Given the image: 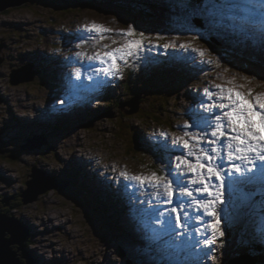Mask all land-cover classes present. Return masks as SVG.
<instances>
[{
  "label": "rangeland",
  "instance_id": "1",
  "mask_svg": "<svg viewBox=\"0 0 264 264\" xmlns=\"http://www.w3.org/2000/svg\"><path fill=\"white\" fill-rule=\"evenodd\" d=\"M63 1L27 0L0 11V145L6 150L0 152V199L11 197L10 205L1 203V210L10 208L11 214L32 232L28 250L36 264H193L195 260L198 264H234L235 257L250 249L254 254L253 247L261 241L264 244V190L259 191L260 181L253 193L247 191L246 195L229 185L224 205L227 215L222 219L230 217L232 222L227 225L223 241L213 246L214 255L196 252L195 259L191 253L195 242L189 245L187 235L179 240L168 235L151 239V229L159 227L153 223L156 214L174 205L156 204L153 189L147 185L141 188L119 174L165 175L167 156L171 155L174 162L179 149L183 154L187 151L172 145L177 152L166 153L161 145L182 136L184 125L193 122L191 110L198 105L191 90L195 89L202 98L205 86L193 85L211 72L199 71L195 79V71L204 67L212 70L215 65L201 64L198 54L186 52L179 45L188 43L193 48L209 50L212 55L207 59L213 61L220 56L225 66L216 67L208 77L218 84L230 87L227 81L242 73L254 79L248 83L237 78V85H246L240 91L250 88L254 94H264V54L259 47L242 43L243 37L231 22L214 25L196 15L195 6L203 0ZM92 24L113 32L105 33L108 38L101 39L100 33L85 29V25ZM129 25L152 37L151 42L138 55L128 57L126 63L119 62L122 78L112 77L113 82L107 86H88L84 80L102 66L83 62H89L96 52L126 42L128 38L121 40L119 33ZM113 36L117 44L112 43ZM165 44L176 45L166 48L167 57L158 49ZM33 48L39 51L31 52ZM77 52L81 55L77 56ZM70 54L73 63L62 62ZM152 59L155 63L149 64ZM28 63H35L29 70H40L37 78L13 82V70ZM65 64L73 67L72 74L75 68H89L85 70L87 75L82 74V84L69 76ZM181 69L188 73L184 79ZM17 74L15 79L21 80L22 75ZM102 79L108 82V78ZM84 88L90 96L88 105L84 102ZM58 92L63 100L65 93L71 98L72 94L76 96L68 101L70 104L43 110L45 101L61 100ZM104 95L109 99H102ZM112 100L120 102L111 106ZM81 102L85 107L80 112ZM36 110H40L39 114ZM134 136L153 142L156 149L145 144L137 151ZM189 159L195 162L194 157ZM34 167L46 177L51 174L66 184L61 185L63 189L32 184L30 194L38 198L21 203ZM187 210L193 217L202 214V210L197 212L192 207ZM205 220L211 218L205 216ZM195 223L198 222H192L188 232L201 227ZM128 243L134 247H128ZM259 256L264 257V251Z\"/></svg>",
  "mask_w": 264,
  "mask_h": 264
},
{
  "label": "snow or ice",
  "instance_id": "2",
  "mask_svg": "<svg viewBox=\"0 0 264 264\" xmlns=\"http://www.w3.org/2000/svg\"><path fill=\"white\" fill-rule=\"evenodd\" d=\"M195 7V14L204 17L211 24L220 25L225 20L231 22L243 37L242 43L251 42L264 54V0H203L202 4ZM85 29L89 33H100L101 39L108 38L105 33L113 32L111 28L96 24L85 25ZM119 38L128 39L118 47L96 52L89 58L102 65L96 70L101 77L122 78V65L119 62L126 63L128 57L138 55L139 50L152 40V37L144 31H138L134 25L121 30ZM111 39L113 44H117L115 36ZM109 47L104 45L105 49ZM163 47L174 48L176 45L165 44ZM179 47L186 52L198 54L201 64L214 63L217 68L225 66L220 56H216L214 61L207 59L212 55L209 50L193 48L188 43ZM80 55L77 53V56ZM193 60L195 62V58ZM226 71L232 69L226 68ZM80 77L81 70L76 69L75 78L79 80ZM237 78L248 83L254 79L237 73L227 81L230 87L215 84L203 88V98L191 110L194 114L193 122L184 125L182 136L173 137L170 144L162 145V150L166 153L174 151L172 145L187 150L184 154L175 155L174 162L171 155L167 156L169 163L164 166L165 175H157L156 172L149 176H129L126 172L119 174L136 182L141 188L145 185L152 188L157 204L174 205L167 212L159 211L156 214L153 223L159 227L151 229L153 241L162 235L177 240L186 235L190 237L188 228L196 221L202 227L195 228L199 238L193 246H202L200 251L207 256L218 241L222 242L227 225L232 222L230 217L227 221L222 219L223 215H227L224 205L229 185L234 189L242 186L254 188L259 180L264 189V94H254L250 88L246 92L240 91L246 85H237ZM97 83L102 85L106 81L101 79ZM59 103L64 104L65 100L61 99ZM160 135L167 137L166 133ZM189 157H194L195 162ZM185 170L194 174V177L188 179ZM189 207L197 212L202 210V214L193 217L187 210ZM261 207L264 210V204ZM205 216L211 220L206 221Z\"/></svg>",
  "mask_w": 264,
  "mask_h": 264
},
{
  "label": "water",
  "instance_id": "3",
  "mask_svg": "<svg viewBox=\"0 0 264 264\" xmlns=\"http://www.w3.org/2000/svg\"><path fill=\"white\" fill-rule=\"evenodd\" d=\"M26 1L27 0H0V11L5 10V8L7 7L20 5ZM27 66L29 65H24L22 67H19L18 69L13 70V82L16 83L19 81H31L35 78L37 71L29 70L30 68H27ZM17 73H19L20 76L22 75L21 80L17 81L15 79V77L18 75ZM0 100L2 101L1 96ZM0 152L4 153V151L1 149V145ZM31 177L32 180L30 182L28 181L27 184L28 189H26L25 192L22 193L23 200L25 203L34 201L38 198L37 194H30V186L32 184H36L41 188L46 186L45 184H47V188H59L61 187V185L64 186L63 184L59 183L54 176L47 175L46 177V175H43L42 171L37 167H34V173ZM9 201V198H4L1 200L4 205H10ZM4 213L0 210V264H32V262L36 264V259L34 258V256H32V254L26 247V240L27 237L30 235L29 229H25V226H23L14 216L9 215L8 212ZM14 218L16 219V221L12 222ZM19 224L20 227H18ZM14 245H17L18 249L15 250L13 248ZM23 258H25L26 261H24ZM245 258L246 264H254V260L250 257L249 254H244L240 256L238 259L240 260V263H238L237 260L234 259V264H245ZM247 258H249L253 263H250Z\"/></svg>",
  "mask_w": 264,
  "mask_h": 264
},
{
  "label": "bare ground",
  "instance_id": "4",
  "mask_svg": "<svg viewBox=\"0 0 264 264\" xmlns=\"http://www.w3.org/2000/svg\"><path fill=\"white\" fill-rule=\"evenodd\" d=\"M186 2V1H185ZM153 4V3H152ZM158 4V3H157ZM190 4V3H189ZM15 6V5H14ZM16 6H18V5H16ZM188 7V6H187ZM7 8H9V7H7ZM7 8H5V9H7ZM25 26V25H24ZM123 42V41H122ZM27 44H29V43H27ZM222 45H225V44H222ZM25 46V45H24ZM74 47V46H73ZM35 49L37 50V52L39 51V48H33V49H31V52H34L35 51ZM30 51V50H29ZM67 52H69V49H67V51H66V53ZM74 53H76V52H74ZM78 53V52H77ZM61 57V56H60ZM83 57V56H82ZM55 58V57H54ZM79 58V57H78ZM159 58V57H158ZM67 59L70 61V62H67ZM74 58L72 57V55L70 54L69 55V57L67 58V57H65V59L62 61V62H66V63H73L72 61H74L73 60ZM84 61V60H83ZM82 61V62H83ZM90 65H89V64ZM83 64L84 65H87V66H93V67H96V66H98V65H100V63H99V61H94V60H90L89 62L87 61V60H85L84 62H83ZM66 65V71H69L68 72V74H69V76H71V77H73V78H75V73L74 74H72L71 73V71H70V69L71 68H73V67H71V65H69V64H65ZM65 65H63V66H65ZM87 66H85V67H81L80 69H81V77H80V79L78 80V82L80 83V84H82V82H87V84H88V86H96V84H98L97 82L99 81V80H101L102 79V77L101 76H99V74H98V72L96 73V74H92L91 76H89L86 80H82V79H85V76L84 77H82V74H86L87 75V73H86V68H88ZM102 66V65H101ZM179 67V66H178ZM27 68H30V69H32V66H27ZM216 67L214 66V68L211 70V68H207V69H205V67L204 68H200L199 70H197V71H195V79L199 76V74L200 73H202V72H204L205 73V71H211L209 74H208V76H206L205 75V77H203L202 79H196V84L195 85H193V87H199V86H201V85H204L205 87H212L213 85H215V84H218L217 83V81L215 80V79H210V78H208L212 73H214L213 71H214V69H215ZM89 69V68H88ZM93 69V68H92ZM179 69V68H178ZM72 70V69H71ZM75 70H76V68H75ZM199 71H201L200 73H199ZM76 72V71H75ZM180 74H182L181 75V78L182 79H184L187 75H188V73H183V71H182V69H181V73ZM207 74V73H206ZM108 78V82H106V83H104V84H102V85H98V86H103V85H109V84H111V82H113V79H112V77H107ZM210 79V80H209ZM32 81V80H31ZM65 83H66V81H65ZM191 87V86H190ZM84 91H85V95H87V96H85V98H84V102H85V104L86 105H88L89 104V92H87L86 91V88H84L83 89ZM92 90V89H91ZM191 90V89H190ZM199 90V89H198ZM86 92H87V94H86ZM96 93V92H95ZM74 95V96H73ZM191 95H193L195 98H194V100L196 101V102H198L199 100H201L202 98H200V96H199V93L197 92V91H195V89L194 90H191ZM61 97V93L60 92H58V97ZM72 98L71 97H69V94H67V93H65V97H64V99H65V103L64 104H70V102H68L70 99H74L75 98V94H72ZM55 98H57V97H55ZM88 99V100H87ZM83 102V101H82ZM82 102L80 103V105H82V106H79L80 107V109H79V111L81 112L82 110H83V107H85L83 104H82ZM62 104H60L59 103V101H56V102H54V103H46V106L44 105L43 106V110H51V109H55V107L57 106V107H59V106H61ZM108 105V104H107ZM78 107V108H79ZM193 108H194V106H193ZM22 110H24V111H26V112H28L27 110H25V109H22ZM32 111V113H33V109L31 110ZM39 112H40V110H36V114H39ZM82 114H84L83 112H82ZM34 118V117H33ZM24 119H26V120H31V122H33V121H35V120H33L31 117H25ZM37 124H40V122H38ZM175 147V146H174ZM173 148V147H172ZM174 151H176L177 152V150H174ZM179 152L177 153V154H183V152H182V150H178ZM173 154H175V153H173ZM162 157V156H161ZM175 158V157H174ZM167 160V159H166ZM167 162V161H166ZM169 162V161H168ZM166 164V163H165ZM174 166V165H173ZM185 175H194V174H192V173H190V172H187L186 170H185ZM187 177V176H186ZM4 178V177H3ZM259 182V180L257 181V183ZM152 189V188H151ZM137 191V190H136ZM151 200H154L153 199V197L151 198ZM157 204V203H156ZM163 203H160L159 205H162ZM170 209V207L168 206L167 207V210H169ZM111 210H113V207L111 208ZM114 212H116V210H114ZM4 213V212H3ZM90 213V212H89ZM5 214V213H4ZM14 221H16V219L14 218L13 220H12V222H14ZM194 222V221H193ZM23 226H26L25 224H23V223H21ZM196 224H198V223H195V225ZM199 226V225H198ZM18 227H20V224L18 225ZM26 227H28V226H26ZM130 243H128L127 244V246L128 247H130V245L131 246H133L132 244H130ZM134 247V246H133ZM33 256V255H32ZM35 258V257H34ZM36 259V258H35ZM234 259H236L237 260V262L238 263H240V260H238L239 259V257H235ZM175 264H176V262H174Z\"/></svg>",
  "mask_w": 264,
  "mask_h": 264
},
{
  "label": "trees",
  "instance_id": "5",
  "mask_svg": "<svg viewBox=\"0 0 264 264\" xmlns=\"http://www.w3.org/2000/svg\"><path fill=\"white\" fill-rule=\"evenodd\" d=\"M57 1H63V0H57ZM64 1H67L68 3L70 2V1H68V0H64ZM63 1V2H64ZM157 59H159V58H157ZM160 60V59H159ZM149 62V64H153V63H155V60L154 59H152V60H149L148 61ZM126 83H124V87L126 88ZM129 87H130V85H129ZM108 98V97H107ZM114 102V103H113ZM112 103H111V106H114L115 104H116V102H118L119 103V101H117V100H115V101H113ZM110 103V102H109ZM144 115H146V113L144 114ZM122 117H124V116H122ZM143 118L145 119V117L143 116ZM136 139V138H135ZM137 150V149H136ZM138 151V150H137ZM22 199L23 198H20V200H21V203L23 202L22 201ZM13 206H16V204L15 205H13ZM10 209V208H9ZM8 209V211L7 212H10V215L12 216V214H11V210H9ZM6 210H4V212H5ZM27 241V248H28V246H29V243H30V240L29 239H27L26 240ZM261 250L263 251L264 250V248L263 247H261ZM254 253V256H255V258H254V260H255V262L257 263V264H264V257H258V253L255 251V252H253ZM257 254V255H256Z\"/></svg>",
  "mask_w": 264,
  "mask_h": 264
},
{
  "label": "clouds",
  "instance_id": "6",
  "mask_svg": "<svg viewBox=\"0 0 264 264\" xmlns=\"http://www.w3.org/2000/svg\"><path fill=\"white\" fill-rule=\"evenodd\" d=\"M141 142V140H137L134 137V146H140L139 143ZM147 143V142H146Z\"/></svg>",
  "mask_w": 264,
  "mask_h": 264
},
{
  "label": "flooded vegetation",
  "instance_id": "7",
  "mask_svg": "<svg viewBox=\"0 0 264 264\" xmlns=\"http://www.w3.org/2000/svg\"><path fill=\"white\" fill-rule=\"evenodd\" d=\"M37 74H38V73H36V75H35V78H34V79H36V78H37Z\"/></svg>",
  "mask_w": 264,
  "mask_h": 264
},
{
  "label": "crops",
  "instance_id": "8",
  "mask_svg": "<svg viewBox=\"0 0 264 264\" xmlns=\"http://www.w3.org/2000/svg\"><path fill=\"white\" fill-rule=\"evenodd\" d=\"M36 68V67H35Z\"/></svg>",
  "mask_w": 264,
  "mask_h": 264
}]
</instances>
